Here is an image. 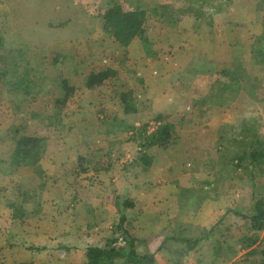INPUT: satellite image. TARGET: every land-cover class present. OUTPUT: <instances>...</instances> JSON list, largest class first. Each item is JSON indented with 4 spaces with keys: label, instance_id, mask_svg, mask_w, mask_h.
Wrapping results in <instances>:
<instances>
[{
    "label": "rangeland",
    "instance_id": "obj_1",
    "mask_svg": "<svg viewBox=\"0 0 264 264\" xmlns=\"http://www.w3.org/2000/svg\"><path fill=\"white\" fill-rule=\"evenodd\" d=\"M139 4L147 8L144 27L151 45L149 52L155 56H149L138 39L123 48L102 31V12L114 5L132 11ZM36 19L42 27L54 26L38 36L52 34L50 38L37 39L31 28ZM65 21L68 24H62ZM263 34L264 0H0V37L5 50L23 47L32 76L43 70L33 81L41 87L48 83L35 98H15L8 87L0 84V264H84L86 246H102L111 236H120L116 226L121 213L117 211L124 208L123 200H129L128 190L117 195L110 189L114 181L106 172L96 176L88 164L78 168L74 161L84 157L85 162L87 159L93 163L105 156L120 164L119 153L109 148L130 141L125 125L132 123L131 117H123L121 92L130 94L140 112L136 116L143 112L149 123L154 118L149 102L164 87L174 96L175 92L182 94L180 108L185 111L194 104L193 98L189 100L196 89L193 81L218 80L219 85L211 93L219 96L217 101L223 109L234 106L236 115L231 117L254 128L256 134L262 133V142L251 150L264 153V66L255 65L250 53ZM35 53L45 61L34 58ZM2 56L0 63L5 60ZM15 60L19 65L25 62ZM107 69L114 74L93 89L85 87L89 74ZM59 78L73 89L61 108L54 103L61 95L54 88ZM226 84L229 90H223ZM201 87L203 97L206 88ZM183 134L186 135L175 136L178 145L170 149L167 157L175 164L171 172L191 162L192 151L188 149L195 141ZM23 135L45 139L49 156H55L47 164L58 169L62 177L50 176L40 164L33 169L9 167L14 141ZM236 136L230 134L235 142L239 139ZM240 150L243 152L237 146L223 150L227 166L217 177L223 180L208 194L220 195L224 200L187 216L189 225L187 220L182 221L184 216H177L179 243H169L153 253L158 261L155 264H261L264 227L253 233L247 216L252 211L253 197H264V163L251 168L245 160L242 166L234 167L237 160L230 157L236 151L240 154ZM213 153L214 150L209 154L210 160L217 157ZM28 174L36 178V187L33 182H22ZM27 187L32 190L26 193ZM50 192L55 200L43 201V194ZM189 202L196 206L198 203L195 199L187 201V205ZM45 204L48 207L43 212L41 206ZM14 205L18 207L17 214L22 215L19 219L13 218L10 207ZM226 209L237 214L227 212L228 216L218 219L217 215ZM108 211L112 214L106 215ZM127 218L125 228L132 235ZM183 230H191V238ZM187 236L191 241L199 238L198 251L186 250L185 246L191 244ZM255 237L256 242H252ZM116 244L123 246L121 239Z\"/></svg>",
    "mask_w": 264,
    "mask_h": 264
},
{
    "label": "crops",
    "instance_id": "obj_2",
    "mask_svg": "<svg viewBox=\"0 0 264 264\" xmlns=\"http://www.w3.org/2000/svg\"><path fill=\"white\" fill-rule=\"evenodd\" d=\"M162 80L163 78L161 81ZM166 81L169 82L168 80ZM139 82L141 85L142 81L139 80ZM217 82L219 81L214 80L213 82L203 83L201 78H199L198 81H193V83H195L194 86H196V89L193 90L194 96H191L189 100L193 98L194 104L188 106L186 109L187 111H183V108H180L181 102L184 100H180L181 93L175 92L174 96L170 93V89L167 90L165 87L163 89L161 88L162 90L159 92L160 94L156 95V97H154L153 100L149 102L151 105V114L154 115V118L152 119L153 122H149L147 132L150 133L154 131V129H156V127H158L161 123H169L171 126H173V130L171 132L172 139L170 140V143L167 144L166 147L155 145L148 148L147 151H143L140 149V145L138 144L137 139H135L136 137L132 135L130 129L129 142L119 143L118 145L110 146L109 148L111 152L117 151L119 153L118 158H120V164L118 165L117 161L112 162V159L110 158V166L108 169L99 172H93L96 176L97 174L99 175L103 172H106V175L111 178L112 183L114 181L113 184L109 185L110 189L113 192L117 191V195H120L121 193L123 194L125 189L128 190L129 200H123L121 205L124 207L123 209H129L125 211L118 208L117 212H120L121 216H124L125 218L129 216V219L127 218V220H129V223L132 225L131 234L135 239V249L138 254H156V252L160 251V249L168 247L169 243H173L174 246H176V244L179 243L178 235L181 232V228L179 224H177L180 218H177V216H184L183 218L181 217L182 221L186 222L187 220L186 223L188 224L189 220L186 217H189L194 211L197 210L196 214H199L200 211H203V209L205 210V208L215 207V202H222L225 198L220 197V195L209 196L208 194H212L209 193L210 190L214 188V185H216V187L220 186L219 181L221 182V180H223H218L219 178L217 177L219 171L222 170L223 167L227 166L223 160V156H226L224 152L226 146L231 140L230 134L235 137L240 131L242 125L245 123L239 122L241 120L237 121L236 117L233 118L234 115H236V111L234 112V106H226L225 109H223L224 107H222L218 102L219 96H215L213 93H211L212 88L215 85H219ZM203 85L206 88V91L202 97L200 96L201 89L199 90V88H202L201 86ZM223 90H229L227 84L224 86ZM167 92L169 95H165ZM195 98L199 100H196ZM136 111L137 112L133 116H129L131 117L132 122L131 124L129 123V127H137L139 125L148 123L149 118L147 115L143 116L142 112L141 115L136 116L140 113L138 110ZM165 111H168V113ZM232 115L233 117H231ZM123 117L125 118V116ZM183 133H187L188 136H192L193 140L195 141L194 144L191 145L190 149H188L190 153L192 151L190 159L191 162L190 164L187 163L183 169L182 167L179 169L177 166L171 172L172 165L175 164L171 163L167 157L170 155V149L178 145V140L175 138V136L186 135ZM261 135L262 133L259 132V136ZM261 142L262 140H259V144ZM48 150L49 148L47 147L39 164L43 165L42 170L45 171V173H48L50 176H54L56 179H58L62 177L63 174L59 173L58 169L54 170V167L51 168L48 165V160H50L52 157H55L49 156ZM213 150L217 157L211 158L212 160H210L209 154ZM156 151L159 152L157 153ZM167 151L168 154H165ZM78 158H76L74 161V166L77 164ZM97 160H99V158ZM87 161L89 160L86 159V162ZM210 163L211 165L209 166ZM242 165L243 164H240V166ZM187 167H190V169ZM114 168L117 170V175L116 172H114ZM18 169L24 168L20 167ZM181 169L187 171V174H181ZM119 171L121 172L119 173ZM185 179L186 181L184 182ZM23 181H28V184L33 182L35 185L36 178L33 175L28 174L25 179H22V182ZM52 181L54 182L55 180L52 178ZM121 181H124L125 184H122ZM186 184L188 185L186 186ZM194 185H196V187ZM26 190L29 191L32 189L27 187L25 191ZM53 194L54 193H52V195ZM233 197L236 198L237 196L233 194ZM65 199H68L67 196ZM191 199L198 201L197 206L191 204L190 202L187 205V201ZM42 200L45 202L46 200L53 201L55 198L51 196L50 192V194H43ZM47 207L48 205L46 204L42 205V211L45 212ZM66 209L67 208H65V211ZM111 209H113V207ZM113 211L116 212L115 210ZM227 212L237 214L235 211L232 212L230 209H226L224 211L221 210V212L217 215V218H223L228 214ZM110 213V211H108V213L105 212L106 215ZM194 214L192 216H194ZM211 220H213V218L210 215V221ZM185 231L186 230H183V232L186 234L188 230L186 232ZM188 232L189 237L191 238V230ZM193 234L196 233L193 232ZM185 238L188 239V236ZM192 242H195L196 244L193 245ZM198 242L199 238L196 237L195 240L191 241L190 245L185 246L186 250L189 252L192 250L198 251L196 249L198 247L196 246ZM92 246L99 247L100 245L96 244ZM87 247L89 246H86L85 249ZM190 247L193 249L190 250ZM60 248L66 250L64 247ZM155 254L153 257L155 258V261L158 262L156 260ZM197 257H201V254H199ZM197 260L198 259L196 258V261ZM199 261L201 260H198L197 262Z\"/></svg>",
    "mask_w": 264,
    "mask_h": 264
},
{
    "label": "trees",
    "instance_id": "obj_3",
    "mask_svg": "<svg viewBox=\"0 0 264 264\" xmlns=\"http://www.w3.org/2000/svg\"><path fill=\"white\" fill-rule=\"evenodd\" d=\"M154 8H151L153 10ZM147 8L142 5H137L132 11H124L120 6L114 5L109 7L106 11L102 12V31L114 39V42L127 47L133 39H138L141 42L143 48L146 49V53L149 56H155L154 52H149L150 42L146 36L145 32V12ZM33 18V17H32ZM67 23L68 21L62 22ZM56 27V25H55ZM32 32L37 34V39L50 38L52 34L38 37L42 33H46L48 29L54 28L52 24H49L45 27H42L39 24V21L33 20L31 22ZM38 32V33H37ZM258 44H254L251 47V58L255 65L264 66V34L259 38ZM4 40L0 37V53H2L3 58H5L4 63H0V84L9 88V93L13 97L17 98L20 95L28 96L31 98L38 97L44 88L47 86V81L42 84V87L33 81V77L36 75H42L43 70H38L36 75H33V71L29 69L28 59H25L26 50L23 47L19 48H10L6 51L3 46ZM15 57L19 58L21 61H25L23 64H17ZM34 58L39 59L40 61H45V58L42 55L35 53ZM2 59V58H1ZM54 64V62L52 63ZM113 71L110 69L100 71L97 73H91L85 78V87L87 89H93L101 85L106 79L113 75ZM55 83V82H54ZM57 85L54 88L60 91L61 95L58 98H55L54 103L57 107H63L68 98L71 95L73 89L68 86V83L64 79H57ZM248 87V85H245ZM130 92V91H128ZM129 93L121 92L119 93L120 102L122 104V113L125 118L133 116L136 111V106L132 102V99L129 98ZM149 123L144 125H139L137 127H129L125 125L126 131L131 129L132 135L137 139L140 149L147 151L148 148L158 145L166 147L172 139L171 132L173 126L169 123L159 124L154 131L148 133ZM236 137H239L237 142L234 141V138L230 140L229 144L231 146H237L238 149L242 148L243 152L240 150V154L236 151L233 153L230 159L237 160L234 167L240 166L241 162L247 160L251 168L256 167L259 164L264 163V153L262 150H257L256 148L251 150L254 146L259 144L260 136L255 133L254 128H250L246 124H243L240 131L236 134ZM237 139V138H236ZM229 144L226 146V149H229L231 146ZM229 147V148H228ZM46 150V141L43 137L38 136H19L14 141L13 151L9 155V167L15 169L20 167L35 168L39 165L41 158L43 157ZM245 157L247 159H245ZM88 164V167L91 168L92 172H99L102 170L108 169L110 166L109 160L105 156L101 157L99 160L91 163L90 161L85 162L83 157H79L76 167L81 168ZM85 171V169H81ZM21 193V192H20ZM21 195V194H19ZM254 203L252 206L251 214L247 216L250 224V230L253 233H259L264 227V197L263 196H254ZM13 210V218L19 219L22 215H18L16 205L10 207ZM116 229L119 232V237L112 238V236L105 240V243L102 246L94 247L89 246L85 249V263L84 264H116L117 260H120L121 264H155L153 258V253L151 254H138L135 249V239L130 235V231L125 228V218L120 217L119 223L116 226ZM121 239L123 246H119L116 243ZM257 238L255 237L252 242H256ZM188 243L187 240H184ZM196 242V241H195ZM193 243L195 245L196 243ZM191 243V242H189ZM264 245V243H262ZM192 245V246H193ZM190 249H193L190 247ZM36 249L35 251H39ZM250 253H254L253 251ZM262 262L264 264V246L259 252ZM119 262V263H120Z\"/></svg>",
    "mask_w": 264,
    "mask_h": 264
}]
</instances>
